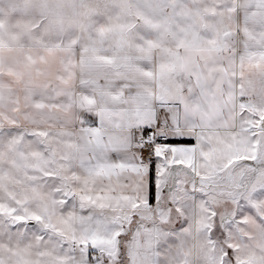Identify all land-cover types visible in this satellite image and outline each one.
<instances>
[{
	"label": "snow or ice",
	"instance_id": "snow-or-ice-1",
	"mask_svg": "<svg viewBox=\"0 0 264 264\" xmlns=\"http://www.w3.org/2000/svg\"><path fill=\"white\" fill-rule=\"evenodd\" d=\"M0 264H264V0H0Z\"/></svg>",
	"mask_w": 264,
	"mask_h": 264
}]
</instances>
